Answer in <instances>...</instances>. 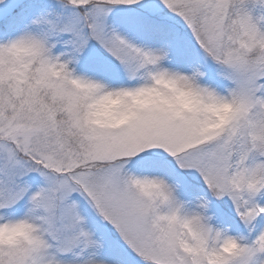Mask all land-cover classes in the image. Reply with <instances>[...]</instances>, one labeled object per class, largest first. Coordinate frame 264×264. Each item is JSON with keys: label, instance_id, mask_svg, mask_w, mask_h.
I'll return each instance as SVG.
<instances>
[{"label": "snow or ice", "instance_id": "obj_1", "mask_svg": "<svg viewBox=\"0 0 264 264\" xmlns=\"http://www.w3.org/2000/svg\"><path fill=\"white\" fill-rule=\"evenodd\" d=\"M0 264H264V0H0Z\"/></svg>", "mask_w": 264, "mask_h": 264}]
</instances>
